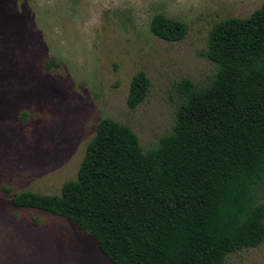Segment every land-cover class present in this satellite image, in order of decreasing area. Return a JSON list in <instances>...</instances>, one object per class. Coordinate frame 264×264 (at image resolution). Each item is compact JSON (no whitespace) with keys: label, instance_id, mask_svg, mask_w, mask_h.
I'll list each match as a JSON object with an SVG mask.
<instances>
[{"label":"rangeland","instance_id":"1","mask_svg":"<svg viewBox=\"0 0 264 264\" xmlns=\"http://www.w3.org/2000/svg\"><path fill=\"white\" fill-rule=\"evenodd\" d=\"M263 2L0 0V264H112L72 223L16 208L10 198L59 195L75 180L102 119L129 127L143 151L156 147L184 99L177 83L204 89L215 76L203 56L212 27L245 19ZM156 14L185 24V37L171 43L154 36ZM139 72L149 89L131 110L129 83ZM254 197L264 201V181ZM224 264H264V242Z\"/></svg>","mask_w":264,"mask_h":264},{"label":"trees","instance_id":"2","mask_svg":"<svg viewBox=\"0 0 264 264\" xmlns=\"http://www.w3.org/2000/svg\"><path fill=\"white\" fill-rule=\"evenodd\" d=\"M150 31L173 43L187 28L156 14ZM203 56L215 76L204 89L177 83L184 99L156 147L143 151L129 127L102 119L59 195L20 192L10 204L72 223L112 264H224L261 245L264 201L254 192L264 181V2L245 19L215 24ZM148 89L135 74L127 107Z\"/></svg>","mask_w":264,"mask_h":264}]
</instances>
